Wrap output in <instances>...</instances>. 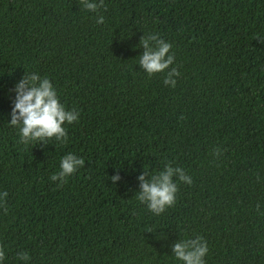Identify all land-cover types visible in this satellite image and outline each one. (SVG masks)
Wrapping results in <instances>:
<instances>
[{
	"label": "trees",
	"instance_id": "1",
	"mask_svg": "<svg viewBox=\"0 0 264 264\" xmlns=\"http://www.w3.org/2000/svg\"><path fill=\"white\" fill-rule=\"evenodd\" d=\"M148 33L172 45L174 87L139 66ZM24 71L79 112L64 144L7 124ZM67 152L85 164L57 186ZM166 163L192 183L153 215L136 177ZM3 191V264H179L171 245L197 234L206 264H264V0H0Z\"/></svg>",
	"mask_w": 264,
	"mask_h": 264
},
{
	"label": "clouds",
	"instance_id": "2",
	"mask_svg": "<svg viewBox=\"0 0 264 264\" xmlns=\"http://www.w3.org/2000/svg\"><path fill=\"white\" fill-rule=\"evenodd\" d=\"M82 6L90 12H98L103 6V0H82ZM103 22L104 17L97 15L96 23ZM139 45V48H142L138 55L140 68L149 76L154 73H165L163 83L174 87L179 72L175 66L169 67L173 65L175 58L170 51L172 45L155 33L143 34ZM10 91L14 93V98L7 124L18 130L21 143L47 144L46 141L52 138L61 144L67 141L65 125L77 121L79 112L74 108H66L47 76H41L34 71L27 73L24 71ZM84 164L81 156L67 152L60 157L59 169L53 172L49 179L57 181V186H60ZM110 179L114 185L116 181L121 180L119 171ZM136 179L139 181L136 197L153 215H160L175 203L177 181L192 183V178L183 168L173 167L167 163L153 174L143 170ZM7 195L6 191L0 192V206L5 203ZM171 250L172 256L179 264H206L207 242L198 234L194 238L177 239L171 245ZM17 256L24 261L29 259L27 252L17 253ZM3 261L4 250L0 249V264H3Z\"/></svg>",
	"mask_w": 264,
	"mask_h": 264
}]
</instances>
